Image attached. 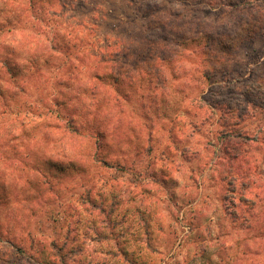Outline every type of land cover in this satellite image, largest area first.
Returning <instances> with one entry per match:
<instances>
[{
    "label": "clouds",
    "instance_id": "1",
    "mask_svg": "<svg viewBox=\"0 0 264 264\" xmlns=\"http://www.w3.org/2000/svg\"><path fill=\"white\" fill-rule=\"evenodd\" d=\"M0 264H264V0H0Z\"/></svg>",
    "mask_w": 264,
    "mask_h": 264
}]
</instances>
